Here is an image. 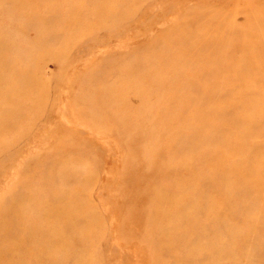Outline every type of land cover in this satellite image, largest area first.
<instances>
[{
  "label": "rangeland",
  "instance_id": "1",
  "mask_svg": "<svg viewBox=\"0 0 264 264\" xmlns=\"http://www.w3.org/2000/svg\"><path fill=\"white\" fill-rule=\"evenodd\" d=\"M0 264H264V0H0Z\"/></svg>",
  "mask_w": 264,
  "mask_h": 264
}]
</instances>
